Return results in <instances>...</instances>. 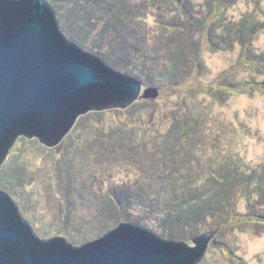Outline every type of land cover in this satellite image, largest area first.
<instances>
[{
    "label": "rangeland",
    "instance_id": "rangeland-1",
    "mask_svg": "<svg viewBox=\"0 0 264 264\" xmlns=\"http://www.w3.org/2000/svg\"><path fill=\"white\" fill-rule=\"evenodd\" d=\"M101 3L115 4L119 30L150 62L109 63L107 41L97 34L83 42L85 13L78 17L73 8L88 4H50L59 28L83 51L143 89L159 88V97L79 117L59 152L19 136L0 166V190L40 240L62 237L79 247L133 223L192 245L218 229L199 264H264V0ZM179 7L192 18L202 58L165 79L157 67L167 60L166 34L186 28ZM93 21L102 30L104 22ZM173 144L179 158L169 162L165 150ZM200 205V217L188 222V208Z\"/></svg>",
    "mask_w": 264,
    "mask_h": 264
},
{
    "label": "water",
    "instance_id": "water-1",
    "mask_svg": "<svg viewBox=\"0 0 264 264\" xmlns=\"http://www.w3.org/2000/svg\"><path fill=\"white\" fill-rule=\"evenodd\" d=\"M159 95V88L143 89L138 79L83 51L59 28L47 0H0V166L21 135L59 152L79 117ZM217 230L189 245L120 223L75 247L62 237L37 239L0 190V264H199Z\"/></svg>",
    "mask_w": 264,
    "mask_h": 264
},
{
    "label": "trees",
    "instance_id": "trees-1",
    "mask_svg": "<svg viewBox=\"0 0 264 264\" xmlns=\"http://www.w3.org/2000/svg\"><path fill=\"white\" fill-rule=\"evenodd\" d=\"M48 1L52 4L54 3V0H48ZM82 2L83 4L84 2H86L88 4V7L83 6L81 8H78L75 4V7L73 8L74 9L73 13L78 15V17L80 16L79 13H81V11H83L82 13H85L84 15L81 13L83 15L82 20L84 21L82 29L85 30L82 32H86V34L84 33L82 34L84 35L82 36L83 42H84V39H86V37L89 35L91 36V38L96 39L97 34L99 35L101 42L107 41L108 42L107 45L112 48L110 51L111 53L110 52L109 54L107 53L108 54L107 57L109 58L108 60L109 63H115L113 61L115 60L114 58L126 59V60L132 58L134 62L136 63L139 61H142L145 63L150 62L147 60V58L143 54L144 53L143 50L140 49L138 45L136 46V44L128 41L129 39L125 37V35L121 32V30H119V24L122 23L123 19L122 17H120L118 14L115 13L117 8H114L115 6L114 3L108 6V5H103L101 3V0H82ZM76 7L78 8V10L76 9ZM179 8L181 9L180 16H182L184 19L182 23L186 25V28L180 30L178 26H172L174 27V30L177 32L174 35L175 37H173V35L170 36L166 34L167 41L165 40L166 44H165L164 49L166 51L165 56H167V60L163 61V63H161L159 67H157V69H159L162 72V75L164 76L165 79H170V78L175 79L179 75V72L181 71V66L184 64L190 65L191 68L198 67V64L200 63L201 58H202L201 57L202 56V45L198 42H195L193 39V30L191 29L192 18H190L188 13H186V11L183 8L181 7ZM56 10H58V7L56 8ZM76 10L79 12H77ZM95 19H98V21L104 22L102 30L97 29V27H95L96 25L94 24L92 25V22H94L93 20ZM206 23L207 21L204 20L202 22V25L205 26ZM168 26H171V25H168ZM176 27L178 28V30ZM205 27H202V28H205ZM211 39H213V37H211ZM213 42H216L215 39H213ZM114 43H116V45H114ZM105 49H106V46H105ZM213 49L214 50L217 49V45H213ZM152 68L153 67H151V70ZM139 101L144 102L145 100L142 99ZM120 111L121 110L115 109L110 112H120ZM104 112H92V114L100 116L101 114H104ZM174 145L175 144L172 145V148H170V146L167 145L168 149L165 150V154L168 156L169 159H167L166 161L173 162L174 160L179 158L177 154V150L173 148ZM196 202H197V199H194L193 203H196ZM200 207L203 208L202 205L198 206L196 210H194L192 207L188 208V213H187L188 214L187 216L189 217L188 222H191V218L193 217H197V218L200 217L197 215L202 212L201 211L202 208ZM232 217L233 216L230 215L229 213L227 222L231 221V219H233ZM184 224L186 225V223ZM167 241H171V240H167ZM175 241L180 242L178 240H175Z\"/></svg>",
    "mask_w": 264,
    "mask_h": 264
}]
</instances>
